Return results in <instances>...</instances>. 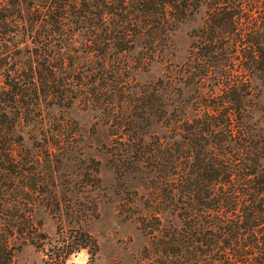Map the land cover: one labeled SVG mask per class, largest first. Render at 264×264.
Here are the masks:
<instances>
[{
	"label": "trees",
	"instance_id": "16d2710c",
	"mask_svg": "<svg viewBox=\"0 0 264 264\" xmlns=\"http://www.w3.org/2000/svg\"><path fill=\"white\" fill-rule=\"evenodd\" d=\"M200 9L202 22L191 28L201 50L194 54L197 112L175 119L161 86L135 90L127 55L136 46L149 60L170 53L178 25ZM9 25L32 44L21 48V60L8 44L0 53V264L42 233L33 217L43 190L39 157L16 123L43 122L42 104L67 107L74 99L99 107L117 127L127 123L128 131L114 132V160L143 163L157 175L162 208L179 223L160 226L155 201L149 215L157 222L147 225L149 251L162 252L156 263L264 264V131L247 118L250 76H264V0H0V32ZM208 77L218 90H204ZM149 115H163L171 133L160 139L143 130L138 119L150 123ZM59 141L44 136L47 158Z\"/></svg>",
	"mask_w": 264,
	"mask_h": 264
},
{
	"label": "rangeland",
	"instance_id": "374dc122",
	"mask_svg": "<svg viewBox=\"0 0 264 264\" xmlns=\"http://www.w3.org/2000/svg\"><path fill=\"white\" fill-rule=\"evenodd\" d=\"M202 16L200 9L194 19L178 25L170 53L149 60L142 58L140 47L136 46L127 55V73L135 90L153 84L161 86L163 95L169 94L163 100L171 102L165 108L175 119L197 112L198 90L194 82L198 65L194 54L201 50L192 45L191 28L202 22ZM8 28L9 31L0 32L1 37L6 34L0 38V53L8 44L11 52L17 53L15 58L21 60L26 46L32 43L20 41L22 32H13L11 25ZM170 70L175 75L172 81L166 77ZM204 85L205 91L218 90L210 77ZM250 85L253 103L247 118L264 131V76L253 73ZM42 105L43 122L16 123L24 146L39 157L35 163L40 184L37 189L43 190L36 193L33 217L40 222L42 233L34 241L19 243L11 264H159L156 260L161 250L149 251L153 249L147 224L157 222L149 212L157 200L160 226L168 220L179 223V219L163 210V192L152 181L157 175L148 171L145 164L135 167L134 163L114 160L112 149L117 145L114 132L128 131L127 123L117 127L114 118H107L99 107L77 99L67 107L56 103ZM121 117H117L121 124L127 122ZM138 122L144 125L143 130L157 134L160 139L171 133L163 115L158 118L149 115L150 123L146 119ZM52 135H57L60 141L50 144L47 158L41 144L44 136ZM17 238L16 243L20 240Z\"/></svg>",
	"mask_w": 264,
	"mask_h": 264
}]
</instances>
